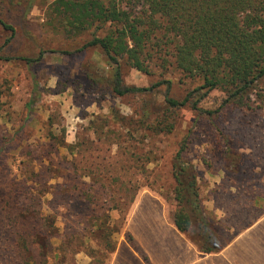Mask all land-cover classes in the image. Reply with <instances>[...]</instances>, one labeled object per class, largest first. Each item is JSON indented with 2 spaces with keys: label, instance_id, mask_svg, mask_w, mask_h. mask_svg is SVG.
<instances>
[{
  "label": "rangeland",
  "instance_id": "obj_1",
  "mask_svg": "<svg viewBox=\"0 0 264 264\" xmlns=\"http://www.w3.org/2000/svg\"><path fill=\"white\" fill-rule=\"evenodd\" d=\"M51 1L34 0L28 7L20 0H0V21L13 28L11 33L0 24V198L11 194L13 180L20 192L27 187L35 193L39 180L59 184L58 196L46 193L40 211L45 216L55 209L54 225L60 236L74 230L72 242L65 241L62 247L67 261L149 264L143 255L147 251L150 255L153 235L189 239L177 234L171 222L175 207L171 163L187 138V155L196 170L203 205L212 217L236 227L261 217L264 83L255 87L250 107L228 105L210 117L189 106L167 107L164 85L147 94L116 96L109 84L112 67L102 51L87 47L73 52L90 39L89 32L68 38L50 25L47 5ZM39 56L34 92L23 57ZM150 66L147 74L131 64L122 65L123 83L148 86L168 79L169 94L175 98H182L195 85L173 67L163 70L156 62ZM88 75L100 78L98 83ZM223 98L224 93L214 89L200 106L215 110ZM228 147L233 149L230 156L225 155ZM42 165L49 169L36 174L39 168L44 170ZM72 178L91 184L89 190L100 189L102 206L93 212L91 203L66 202L65 189ZM255 196V205H250ZM2 205L0 201V264H13L15 224L6 220ZM106 213L107 222L102 215ZM91 214L98 220H89ZM86 222L105 223L118 247L115 255L105 259L98 255L99 226L92 229L91 241L78 239ZM229 235L226 232L224 237ZM52 242L60 244L54 238ZM129 246L133 249L128 251Z\"/></svg>",
  "mask_w": 264,
  "mask_h": 264
},
{
  "label": "trees",
  "instance_id": "obj_2",
  "mask_svg": "<svg viewBox=\"0 0 264 264\" xmlns=\"http://www.w3.org/2000/svg\"><path fill=\"white\" fill-rule=\"evenodd\" d=\"M20 1L30 7L34 0ZM47 12L50 25L65 37L89 32L90 39L73 52L87 47H98L102 51L112 67L109 84L116 96L147 94L164 85L163 100L167 107L189 106L198 114L210 117L228 105L250 107L255 87L264 83V0H52L47 5ZM0 24L13 32L9 24L2 21ZM8 40L10 37L4 43ZM40 57H23L33 80L34 92L38 87L34 65ZM153 62L163 70L175 68L195 85L182 98H175L169 94L172 84L168 79H159L148 86L123 83L122 65L131 64L148 74ZM88 76L93 83L100 79ZM214 89L221 90L224 98L217 109L205 110L200 103ZM187 141V138L181 141L171 163L175 202L171 222L180 233L187 235L199 252L215 253L256 219L236 227L232 223L222 225L220 220L212 217L202 202L196 170L187 155ZM231 152L233 149L228 147L225 155L230 156ZM49 163H52L50 159ZM41 168L44 170L39 168L36 174L49 169L44 165ZM12 184L15 187L11 194L7 193L0 201L4 204L6 220L15 224L13 264H74L73 259L67 261L69 258L62 252L64 242H72L74 230L60 236L54 225L55 209L45 216L40 211L42 203L47 202L43 199L45 194L58 196L60 185L43 184L39 180L33 193L32 188L27 187L20 192L14 180ZM91 187V184L72 178L65 189L66 202L91 203L94 212V207L102 206L98 203V195L103 192L94 188L89 190ZM256 200V196L250 199V205H255ZM19 202L20 206H17ZM102 215L105 222L109 221L107 213ZM88 217L91 221L98 220L92 214ZM83 225L78 239L91 241L92 229L99 226L102 234L98 255L105 259L114 252L115 243L103 227L105 223L86 222ZM226 232L230 235L224 237ZM52 238L60 241L59 246ZM143 259L148 262L145 254Z\"/></svg>",
  "mask_w": 264,
  "mask_h": 264
},
{
  "label": "crops",
  "instance_id": "obj_3",
  "mask_svg": "<svg viewBox=\"0 0 264 264\" xmlns=\"http://www.w3.org/2000/svg\"><path fill=\"white\" fill-rule=\"evenodd\" d=\"M150 242V255L145 253L149 264H264V214L215 253L199 252L187 238L164 240L153 235ZM117 252L118 247L113 255Z\"/></svg>",
  "mask_w": 264,
  "mask_h": 264
}]
</instances>
